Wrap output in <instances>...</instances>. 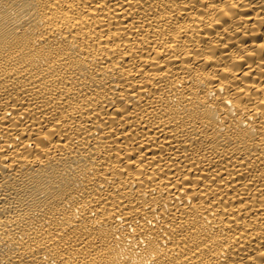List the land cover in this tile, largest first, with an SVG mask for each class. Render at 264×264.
<instances>
[{
    "label": "bare ground",
    "instance_id": "obj_1",
    "mask_svg": "<svg viewBox=\"0 0 264 264\" xmlns=\"http://www.w3.org/2000/svg\"><path fill=\"white\" fill-rule=\"evenodd\" d=\"M0 264H264V0H0Z\"/></svg>",
    "mask_w": 264,
    "mask_h": 264
}]
</instances>
